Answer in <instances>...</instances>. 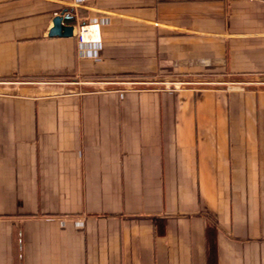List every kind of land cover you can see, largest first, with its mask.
<instances>
[{
    "label": "crops",
    "instance_id": "obj_1",
    "mask_svg": "<svg viewBox=\"0 0 264 264\" xmlns=\"http://www.w3.org/2000/svg\"><path fill=\"white\" fill-rule=\"evenodd\" d=\"M0 264H264V0H0Z\"/></svg>",
    "mask_w": 264,
    "mask_h": 264
},
{
    "label": "water",
    "instance_id": "obj_2",
    "mask_svg": "<svg viewBox=\"0 0 264 264\" xmlns=\"http://www.w3.org/2000/svg\"><path fill=\"white\" fill-rule=\"evenodd\" d=\"M74 19V16L68 13L67 9L57 14L53 20V27L49 31L50 36H72L75 25L68 24L66 21Z\"/></svg>",
    "mask_w": 264,
    "mask_h": 264
},
{
    "label": "built area",
    "instance_id": "obj_3",
    "mask_svg": "<svg viewBox=\"0 0 264 264\" xmlns=\"http://www.w3.org/2000/svg\"><path fill=\"white\" fill-rule=\"evenodd\" d=\"M76 35L80 42L97 43L101 41L100 29L95 24H83L78 27Z\"/></svg>",
    "mask_w": 264,
    "mask_h": 264
}]
</instances>
